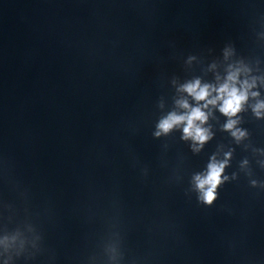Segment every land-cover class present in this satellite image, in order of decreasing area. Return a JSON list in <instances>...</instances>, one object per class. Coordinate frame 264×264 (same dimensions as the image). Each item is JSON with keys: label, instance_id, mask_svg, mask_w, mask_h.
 <instances>
[{"label": "clouds", "instance_id": "1", "mask_svg": "<svg viewBox=\"0 0 264 264\" xmlns=\"http://www.w3.org/2000/svg\"><path fill=\"white\" fill-rule=\"evenodd\" d=\"M235 77H230V79H234ZM199 82L194 85L186 86V90L193 94L197 100L205 99L208 95L207 86L200 88ZM220 92L227 93L226 97L223 98V105L221 107V111L227 114H235L238 109L241 107V103L246 99V93L239 92L235 87H232L231 90L228 89V86H225L220 89ZM209 103H215V100L209 101ZM183 107H188L186 103L182 105ZM258 107H264V105H259ZM206 119L205 114L200 110V108L192 109L190 114L178 116L175 113L170 114L169 117L165 118L158 125L159 129L167 133L173 126L180 124L181 122L186 121V126L184 128L185 138L192 137L194 140L203 142L208 137L204 129L200 128L195 124V121L200 120L204 121ZM234 121H230L227 124L226 128H231ZM156 135H160V132H157ZM223 164H218L213 160L212 163L208 165V172L204 176H196V187L201 192V199L207 203L211 204L216 196V188L218 184L221 183V174L223 172Z\"/></svg>", "mask_w": 264, "mask_h": 264}]
</instances>
